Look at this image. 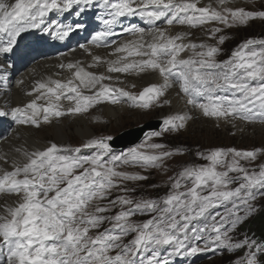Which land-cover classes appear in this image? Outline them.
Masks as SVG:
<instances>
[{"label":"snow or ice","instance_id":"obj_1","mask_svg":"<svg viewBox=\"0 0 264 264\" xmlns=\"http://www.w3.org/2000/svg\"><path fill=\"white\" fill-rule=\"evenodd\" d=\"M198 2L99 0L98 6L106 10L107 16L102 19L103 28L94 32L90 43L96 47L114 46L111 55L115 59L94 55L89 67L103 62L106 74L86 70L79 60L61 64L62 69L74 70L70 78L38 82L33 92L39 95L23 107H13L10 114L19 124L40 127L36 117L41 112L43 122L51 123L50 117L86 113L104 100L118 104L122 97H127L133 107L148 110L175 85L179 89L177 94L183 93L188 98L187 104L201 109L204 116L248 122H255L259 117L264 122V39L249 38L228 60L217 61L215 57L220 52L217 46L185 44L182 41L186 33L172 35L161 26L198 27L212 21L227 27L247 25L250 20L264 19V10L224 6L230 0H218L220 10L210 4L198 7ZM96 4L97 0H0V34L8 37L7 47L0 48V52L11 51L17 37L40 27L47 13L74 11L79 17ZM127 17H139L149 27L125 25L122 18ZM117 26L135 39L119 42L111 39L117 35ZM84 27L79 21L58 23L55 35L64 39ZM209 31L214 36L221 29ZM224 39L220 36L219 43L223 44ZM79 47L91 55L88 45ZM185 50L192 55L179 58ZM153 72L163 82L151 84L139 94L103 83L118 80L113 73ZM85 90L91 94H85ZM38 100H46V104L38 105ZM62 100L69 103L67 108ZM170 103L165 98L159 106ZM8 114L0 110V117ZM190 118L184 114L168 116L162 130L152 132L149 139L161 137L164 132L179 131ZM108 140L111 137L94 138L74 149L56 143L30 152L17 149L25 162L13 161L11 171L3 167L8 163L7 156L0 157V197H15L12 204L7 200L0 204V264H172L170 257L195 255L214 248L228 251L245 248V256L234 264H264V244L248 237L233 241L229 235L253 210L251 202L257 192L264 195L260 191L264 190V165L257 171L239 162L240 159L254 161L260 150L231 148L212 150L208 154L198 152V156L210 163L184 167L176 177H170L173 183L166 196L133 200L118 195L109 199L113 189L124 193L135 191L124 182L148 179L118 168H163L165 161L180 153V149L164 150V144L148 143L141 148L150 151L133 148L127 154L116 155L112 154ZM82 148L97 151L82 155ZM229 155H232L231 161L226 159ZM218 166L225 170H217ZM232 184L238 186L230 188ZM104 200L108 203H98ZM117 204L122 206L121 210L115 215H106ZM220 206L225 208L223 214L210 213V209ZM241 211L245 212L244 216L240 215ZM137 213L152 215L138 223L131 219ZM200 218L205 222L194 225L193 221ZM105 223L111 227L89 234ZM129 235L133 238L124 243ZM201 240L203 247L195 243ZM165 246L171 247L166 255L162 254ZM113 251L116 254L110 255Z\"/></svg>","mask_w":264,"mask_h":264},{"label":"rangeland","instance_id":"obj_2","mask_svg":"<svg viewBox=\"0 0 264 264\" xmlns=\"http://www.w3.org/2000/svg\"><path fill=\"white\" fill-rule=\"evenodd\" d=\"M197 6L202 7L206 5L202 4L199 0ZM224 6L231 7V8L243 7L246 10H252V9L264 10V0H235V2L230 1L227 5H224ZM221 7L222 6L219 3L215 6H212V8H215L217 10H220ZM213 28H220L221 31L219 33H215V35L213 36L209 31L210 29H213ZM192 29L193 30L190 33H188L187 36L190 39H195V40H193L190 43H197V44L204 43L208 45L217 46L220 49V52L215 57L217 61H225L224 60L225 56L231 57L234 50H236L243 42H245L249 38L257 39V40L264 39V19H260V18L250 20L247 25L235 24L232 27H227L226 25L221 24L218 21H212L202 26L193 27ZM201 30H205V33L203 35H199V33H197ZM220 36H223L225 38L223 44L219 43ZM177 42L180 43V41H177ZM256 47L258 48L259 46L257 45ZM191 55H192L191 51L185 50L184 52L180 53L179 58H188ZM127 90H129V92H132L134 94H139V92H141L143 88H139L137 84H132L127 88ZM85 94H88V93H85ZM166 96H167V93L165 94L164 97L160 98V101L154 102L152 108L148 110L133 107L131 102L126 103L124 102L126 100H123L118 104L127 105V107L131 111L133 110V112L127 114L123 122L121 121L119 122L118 119L109 120L107 118H103L102 121H99L97 123V121L94 120L95 112H97L100 109V104L110 102L109 100H104L101 103L95 104L94 106L89 108V110L86 112L88 119L94 125L93 127L94 132L91 138L85 139L81 137L78 134V132L75 130V128L72 127L71 129L68 128L65 131L66 134L64 138L65 139L64 143L59 144L58 142L56 141L55 142L56 144L62 147L74 149L76 147H81L83 144L90 141L91 139L107 138V137H111L112 139L113 137L119 136L122 133H127L124 135L125 137L123 136L122 138H125V141H130L135 138V134H134L135 128L143 126L151 122L152 120L160 119L162 121V124L158 130L146 132L144 137L140 141L134 143L133 145H129L121 149H113L110 146L112 149V154H116V155H119L122 153L127 154L129 150L133 148L150 151L146 149V147L141 148L142 145H146L148 143H161V144L166 145V148L164 150L180 149V153L167 159L165 161V166L163 168L142 169L139 167L121 166L117 170H123V171H127L130 173L142 174V175L147 176L148 179L142 180V181L124 182L129 189H135V191H129L127 193H124V192H121L118 188L113 189L109 199H115L116 196L118 195H126L133 200H138L141 198L158 199V198L166 196L171 191V184L173 183V181L169 179L170 177H176L178 173L184 167L200 166V165L207 166L210 163L209 161L202 159L200 156L197 155V150H199L200 148L202 149L204 154H208L210 151L216 150V149L235 148L237 150H242V151L260 150L257 152V158L254 161H246V160L240 159L239 162L244 167L248 169L255 168L257 171H259L260 165H264V131H260L257 128H254V129L252 128L253 127L252 125H257V124L264 125V122H262L259 119V117H257L255 122H248L245 120L232 119V118L225 120L223 118H214V117L204 116L201 109H199L198 107H194L200 113L201 118L205 119L206 121L208 120L209 122H206V121L197 122L198 117H196L193 120L188 119L186 121L185 127L180 129L179 131L164 132L161 137H152L151 139H149V136L152 132L162 130V128L164 127L163 121L165 118H167L170 115L177 114L172 110L169 104L159 106L160 102H162L166 98ZM137 110H139L140 112L139 111L137 112ZM66 115L74 116L75 114H66ZM38 119L40 120L41 127H36V130L43 129L44 131L48 123L43 122L42 116L41 118H38ZM220 122H225L229 124L227 125L224 124L223 126L222 123L220 124ZM236 122L246 124L247 128L244 130L241 129L239 131L235 124ZM48 137H49L48 145L50 143H55L53 142L55 138H52L51 136H48ZM109 141L111 140H108L107 142L109 143ZM96 151L97 149H83L82 148L81 154L82 155H92ZM226 159L227 161H231L232 155H229ZM217 170H225V169H222L218 166ZM229 175L237 176L240 174L239 173H229ZM237 186L238 184H232L229 187L235 188ZM183 190L184 189L182 188L181 191ZM203 194H207V193H203ZM263 201H264V195H261V196L260 194H258V196L256 195V199L251 202L253 205V209H256L260 205V203L263 204ZM98 203H100L101 205H104L108 203V200L98 201ZM115 207L111 208L110 212L106 213V215H115L121 210L122 206L117 204ZM123 207L127 209V207L129 206H123ZM229 207H231V205ZM241 208H243V206H241ZM224 212H225V209L223 210V213ZM151 215L152 214H148V213H145V214L137 213L135 216L131 217V219L139 223V222L147 221L148 219L151 218ZM240 215L244 216L245 212L241 211ZM217 219H219V217ZM204 222L205 221L203 220V218H200L198 220H194L193 224L200 226ZM106 226L108 227L111 225L108 223H105L101 229L99 230L93 229L89 234L93 235L97 231H103V229ZM236 229L234 230V232L229 233V235L232 236L233 238H234V235L237 233ZM133 235H129L125 237L123 242L127 243L128 241H130L133 238ZM195 243L199 244V246L201 247L204 246V245H200V241H197ZM216 249L218 248H214L213 250H208V251H202L195 255H187V256L179 255L178 257L182 259L181 261L183 262V264H227L229 261L228 257L231 256V252L224 248H219L218 250ZM165 250L171 251V247L165 246ZM162 252L164 253V249L162 250ZM178 257H177V260L174 258V261H178L179 260ZM187 259H190L189 263L188 262L186 263ZM177 263H180V261ZM229 264H232V263H229Z\"/></svg>","mask_w":264,"mask_h":264},{"label":"bare ground","instance_id":"obj_3","mask_svg":"<svg viewBox=\"0 0 264 264\" xmlns=\"http://www.w3.org/2000/svg\"><path fill=\"white\" fill-rule=\"evenodd\" d=\"M231 2H235V0H230ZM202 4L215 6L218 4V0H200ZM237 4V3H236ZM99 9H88L87 12V18H91V20L86 24L88 27V34L87 36L81 35V29L78 31H74L70 36L66 37L68 46L64 47V50L61 52L58 49V45L52 44L49 45V48L46 46L39 45L38 48H41L37 54H41L44 49H46L45 53L41 56H36L35 61L32 63L30 62L27 64L22 70L20 65L18 64V61H15V67L20 70V72L14 73V79H11V87L9 91L5 92V89H7L5 86L0 87V110H8L9 114L6 116L0 117V157L7 156L8 163L4 164L3 167L9 171L12 170L11 164L13 161H16L17 163H24L25 158L22 155V152H18L17 149L32 151L35 149H43L46 146H48V136H51L52 138H55L53 142H58L59 144L64 143L65 141V134L66 130L72 127L75 128V130L78 132V134L85 138L89 139L93 136L94 132V125L92 122L88 119V116L86 113L82 114H75L72 115H66L64 117L59 118H50L51 123H48L46 125L44 131L43 129L36 130V127L31 124H19L16 122V120L12 117L11 109L13 107L27 105L29 102H31L39 93L33 92V89L37 86L38 82L47 81L49 79H61L66 80L70 78L74 72V70H68L66 68H61V64H67L69 62L75 63L77 60L82 62V65L86 68L88 71L95 72L97 74L105 73L106 74V65L101 62L99 66L95 67H89V65L92 64V56L94 55H100L102 58L111 60L115 59L114 55H111L112 47L109 46L107 48L105 47H96L94 45H91L90 43V35L94 34L96 30L99 28H103L102 25L99 24L100 18H99ZM67 17L64 15V13H58L56 11H52L46 14L44 17V23L40 25L38 28H31L24 32V37L21 42L25 44V47L28 49V51H33L36 49V43L37 38H40L39 40L43 38H47L46 41L52 40L55 35V27L58 23L63 24H72V18H69L68 12H66ZM85 17V16H84ZM81 22V21H79ZM76 23V22H75ZM74 24V23H73ZM45 28L52 29L51 31H44ZM148 28V27H145ZM165 28L168 29V31L172 35H176L177 33H186V35L183 38V43L188 44L192 42L195 39H190L187 35L190 33L193 29V27H189L188 25H174V26H165ZM199 35H203L205 33V30H201L199 32ZM2 38H4L3 35H1ZM74 38L72 43L68 42V38ZM135 39V37L128 36V37H121L119 38V41L122 40H130ZM181 42V41H180ZM7 43H8V37H7ZM80 44H86L89 46L91 50V55L84 52L83 49L79 47ZM52 47V48H51ZM54 47V48H53ZM0 52V57H1ZM27 61H31L33 59L32 53L27 56ZM131 59V58H130ZM26 62V61H25ZM24 62V63H25ZM11 67L10 65H8ZM114 77H119L118 80H106L103 83L107 85H111L118 88H123L126 91L127 88L132 84H137L139 88H145L151 84H161L162 78L159 76L158 73H147V74H136V73H129V74H120V73H113L111 74ZM9 81V77L7 78ZM9 85V82L8 84ZM99 87V86H98ZM126 87V88H125ZM93 92L96 91L95 89L92 90ZM179 92L178 87L175 85L171 88H169L166 93V98L171 101L169 104L172 110L177 114H184L189 117H191L189 120H193L196 117L197 122H205V119H202L200 116V113L194 108L192 105L187 104V97H185L182 93L179 95L177 94ZM31 93V94H29ZM85 93L91 94L88 92V90H85ZM165 93V94H166ZM187 98V99H186ZM126 100L124 102L129 103L131 101L128 100L127 97H122L121 101ZM64 108H67L69 106V103L66 101H61ZM37 104H46V100H38ZM139 110H137L138 112ZM133 112L131 111L127 105H121V104H111L110 102L100 104V109L95 112L94 114V120L102 121L103 118H107L109 120L118 119V121L123 122L125 120V117L128 113ZM136 112V111H135ZM140 112V111H139ZM43 113L36 118H41ZM10 116L11 118H8ZM219 120V119H218ZM206 122H209L208 120ZM215 122V121H214ZM213 123V122H212ZM211 123V124H212ZM218 123V122H217ZM224 126L229 124L225 122H220V124ZM237 129L240 131L241 129H246L247 125L243 123L236 122ZM253 129L257 128L260 131H264V125L257 124L252 125ZM41 127V126H40ZM248 131V130H246ZM55 142V143H56ZM5 200L9 204H12L15 200V197H0V204L5 203ZM230 206V205H229ZM221 207V206H220ZM2 211V209H0ZM222 212V211H220ZM211 213H214L213 210ZM218 218V217H217ZM200 245H204L203 240L200 241ZM194 258V257H193ZM192 259V258H191ZM170 260L172 261V264H183L182 261L180 263H177L178 261H174V258L170 257ZM190 259H187L186 263H189Z\"/></svg>","mask_w":264,"mask_h":264},{"label":"trees","instance_id":"obj_4","mask_svg":"<svg viewBox=\"0 0 264 264\" xmlns=\"http://www.w3.org/2000/svg\"><path fill=\"white\" fill-rule=\"evenodd\" d=\"M198 152L203 153L201 148L197 150V153ZM224 209L225 208H223L222 206L218 208H213L210 209V213L212 212V210L214 213H216L223 211ZM237 227H238L236 229L237 233L234 235L233 241L243 240L245 239V237H248L250 239L256 240V242L259 244H264V201L263 204L260 203V205L256 209H253L247 215V218L244 219L240 224H238ZM230 252H231V256L228 257L229 261L227 264L229 263L234 264L235 261L245 256L246 249L241 248Z\"/></svg>","mask_w":264,"mask_h":264},{"label":"water","instance_id":"obj_5","mask_svg":"<svg viewBox=\"0 0 264 264\" xmlns=\"http://www.w3.org/2000/svg\"><path fill=\"white\" fill-rule=\"evenodd\" d=\"M160 125H161V121L152 120L151 122L141 127L135 128L134 130L135 138L133 140L125 141V138H122V137L127 133H122L121 135L114 137L110 141V145L114 148H124L129 145H133L134 143L140 141L147 131L157 130L159 129Z\"/></svg>","mask_w":264,"mask_h":264}]
</instances>
